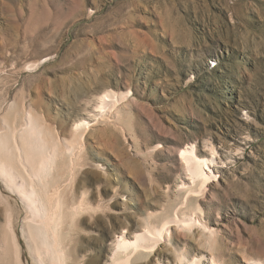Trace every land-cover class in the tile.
<instances>
[{"label": "rangeland", "instance_id": "1", "mask_svg": "<svg viewBox=\"0 0 264 264\" xmlns=\"http://www.w3.org/2000/svg\"><path fill=\"white\" fill-rule=\"evenodd\" d=\"M108 88L122 95L119 117L94 114ZM28 109L69 143L78 120L92 124L68 197L88 206L74 219L77 264H111L118 235L174 218L191 144L217 154V179L195 196L213 251L202 228L171 221L169 240L129 264L264 259V0H0V129ZM0 184L34 264L24 203ZM5 209L0 199V226Z\"/></svg>", "mask_w": 264, "mask_h": 264}, {"label": "bare ground", "instance_id": "2", "mask_svg": "<svg viewBox=\"0 0 264 264\" xmlns=\"http://www.w3.org/2000/svg\"><path fill=\"white\" fill-rule=\"evenodd\" d=\"M121 96L109 88L101 91L94 97V114L103 117L117 110L116 117H119L118 103ZM19 116L16 113L12 122L3 118L4 129H0V179L8 189L20 196L26 208L22 234L26 238L29 255L34 264H77L79 259L74 254L77 249L71 246L74 219L88 206L83 200L70 203L72 189L69 188L74 180L76 142L83 138L84 131L92 124L87 119L78 120L74 124L76 137L69 143L55 136L54 131L43 124L31 109L25 110V121L18 123ZM210 148L212 152L209 155H200L193 144L180 149L189 184L182 182L179 185L182 195L173 213L174 218H165L158 224L148 220L146 228L137 229L131 237L124 233L118 235L111 264H129L134 258L153 252L160 242L169 240L171 221L189 231L197 226L202 228L205 243L210 250L214 248L216 229L204 224L195 213V196L201 194L218 177L217 154L215 148ZM0 199L6 204L5 223L0 226V260L4 264H24L23 248L15 229V217L1 189ZM181 204L184 206L181 207ZM212 251L209 252L211 256L202 254L192 259L185 252H180L178 264H220ZM249 264H264V259L253 258Z\"/></svg>", "mask_w": 264, "mask_h": 264}]
</instances>
